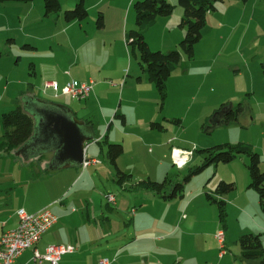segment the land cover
I'll list each match as a JSON object with an SVG mask.
<instances>
[{"label":"rangeland","instance_id":"1","mask_svg":"<svg viewBox=\"0 0 264 264\" xmlns=\"http://www.w3.org/2000/svg\"><path fill=\"white\" fill-rule=\"evenodd\" d=\"M38 1H41L44 6V0ZM127 1L102 0L94 9L88 8L90 16L83 23H89L92 19L93 28H88L87 33L83 31L87 27L81 30L80 22L65 21L64 11L74 8L76 0H61L63 11L57 20L44 16L45 6L43 16L42 13L40 17L35 14L25 23L24 29L23 24L18 23L14 17H10V25L3 20L4 30L0 33V49L5 54L0 56L1 112L15 109L19 104L17 103L19 94L33 87L38 98L65 104L72 110H78L81 115L85 100L72 99L71 96L54 98L51 91L44 93V84L47 81L60 83L62 80V82L65 80V83L68 80L81 82L80 78L89 71V68L77 62L78 58L88 63L97 61L107 67L126 66L124 78L120 81L113 80L117 85L121 83L124 85L127 81L124 101L122 102V97L119 96L121 86L118 91L115 90L118 92V98L115 100L111 98L116 107L121 106L127 110L129 132L136 131V128L140 129L136 127L130 130V127L132 128L135 124L133 121L139 117L138 112L141 114L140 111L145 108L148 112L149 107L156 105L161 110L159 123L164 125L165 130L155 132V135L165 137V142L169 138H174L173 145L197 150L224 143H247L261 155V168L264 171V4L258 6L255 20L251 23L244 19L237 24L236 15L239 12L235 9L236 7L229 4L223 6L222 2L219 3V12H210L212 16L209 14L207 17L203 36L195 46L194 57L189 58L184 54L180 64L173 70L167 82V94L162 107V99L155 84L145 78L141 71L138 49L132 50L124 38V28L129 31L136 26L134 8L131 13H128ZM3 3L8 4V2ZM9 3H12L10 4L12 6H8V9H13V3L24 2L9 1ZM171 3L177 5L176 8L180 7L177 0L176 3ZM99 11L103 12L106 18L104 28L96 26V12L99 14ZM214 14L216 16H213ZM217 15L225 24L224 26H219L214 19V17L218 18ZM172 33L165 30L159 22L152 23L144 29L145 39L153 51L168 52L177 48L176 43L169 44ZM34 71L36 74H33ZM139 75L144 77L143 81L137 78ZM108 96L105 94L102 97V105H96L106 106ZM128 96L131 98L128 99ZM129 100L132 103H129ZM240 103L244 105L245 111L238 121H232L229 124L219 122L223 112L220 110L219 113L218 109L223 107V104L236 108ZM25 104L24 99H21L19 106L25 108ZM93 111L91 110L88 115L94 116V120L102 117L97 109ZM174 118L180 119L181 122H173ZM116 121L124 127L121 118H116ZM104 132L105 135H110L112 140L118 138L119 142L111 141V143L124 144L125 151L121 166L126 168L127 173L130 172L136 181L151 176V179L161 182L167 175L166 170H169V177H172L175 182H182L191 169H196L203 164V155L196 152L193 162L186 166L188 162L186 167L175 163L176 168L172 165L171 145L166 144L162 147L163 140L158 143L154 138L153 141H146L147 139H140L141 137L137 136L127 137L121 130L118 131L111 119L105 123ZM104 142L99 144L95 141L88 155L89 158L97 157L105 165H109L106 154L103 155L100 152ZM44 157L42 166L36 156L28 159L21 156L17 163L13 162V177L20 181L17 188V200L20 206H25L28 212H32L45 203L51 202L48 208L54 212L53 204L59 203L58 200L65 198L68 193L79 192L81 196L78 197L77 202L82 204V211L80 210L79 213L85 212L87 215L91 208V214L95 216H101L104 213V216L112 218L114 238L117 235L121 237L128 230L134 229L132 225L127 226L128 224L124 225V223H129L133 219V210L138 207L140 199L137 196L138 190L123 188L110 176L101 173L99 169L95 172L97 168L94 167L90 173L96 187L91 184L88 175L78 186L71 185L67 179L58 176L65 170L51 169L52 158L48 159L47 155ZM248 163L247 155H239L229 163L222 162L205 167L187 181L184 195L188 198L191 192L198 190L211 193L220 181H225L234 182L236 190L226 195L224 200L228 201V197L245 201H251L252 197L258 199L257 192L253 188H248L250 183ZM1 168H4V164ZM67 169L66 171L79 169L80 173L83 172L82 166ZM65 185H67L66 190ZM89 185L91 190H84V193L78 190V187L88 188ZM141 193L145 191L141 190ZM109 194L115 197V203L109 202ZM81 197L85 199L79 200ZM59 206L60 204H57V207ZM228 207L227 204L225 219H221L218 212L221 227L217 232L223 230L225 233V252L221 254L219 247L217 253L223 259L218 258L214 251H209L208 255H202L195 250L196 253L194 252L193 256L195 264H202L205 260L204 256L207 260L208 257L210 258L207 264L259 263L258 259H246L242 256L239 238L241 235L254 233L260 234L264 240L263 231L253 232L258 226L257 221L264 224L263 212H260L261 220L258 216L255 217L252 214L249 216L233 206L229 209ZM256 209H260L259 204ZM212 223L211 218L204 214L196 225V229L211 230ZM107 230V224L101 220L100 236L97 235L96 239L99 249L105 247L107 240H112L111 235H101Z\"/></svg>","mask_w":264,"mask_h":264},{"label":"crops","instance_id":"2","mask_svg":"<svg viewBox=\"0 0 264 264\" xmlns=\"http://www.w3.org/2000/svg\"><path fill=\"white\" fill-rule=\"evenodd\" d=\"M101 1L102 0H98L97 2H94L92 0H86V7L87 9H94L97 6V3ZM135 1L136 0L127 1L126 10L128 11V13H131L132 8H134ZM170 1L176 3V0ZM88 3L89 6H87ZM10 4L12 3L8 2V4H5L0 2V33L4 30L2 26L3 20H6L7 25H10V17H14V19L16 18V21L18 23H22L24 29L25 23L31 20L35 14L40 17L42 13L43 16L44 6L42 5L41 1L33 0L21 4L13 3V9H8V6H12ZM226 4L233 5L234 8L236 7L235 9L238 10L239 14L236 15L237 24L242 22L244 19H247L248 22L251 23L255 20L258 6H262L264 4V0H247L246 2H243L241 0H225L222 2L223 6H227ZM219 8L220 4L218 3L217 9L215 11L219 12ZM100 12L101 11H99V13ZM96 13L98 14V12ZM101 13L103 14L104 18V25L103 27L97 26L96 14V26L98 28H104L106 24L105 15L103 12ZM209 14L212 16L211 13ZM216 14H214L213 16H216ZM61 15L62 14L60 13L58 15L47 17L44 13L45 17L54 20H57ZM182 16L183 11L179 7L174 10L173 15L167 17H158L154 22H159L165 30L173 32L171 39H169V44L171 43V45H174L175 43L178 45L180 39H182V37L185 35V30L179 27V22ZM214 19H216L219 26L222 27L225 25L222 23V20L219 18V16L218 18L214 17ZM75 21L81 23V30L87 27L86 30H83L86 31V33L88 28H93L92 19L89 23L86 24L83 23L85 20ZM7 27L9 28V26ZM127 31V28H124L125 40ZM13 40L15 41V38H13ZM77 62H80L83 67L89 68V71H87V73L80 78V81L88 82L90 80H93L94 85L93 90L90 92L88 97L85 99H81L85 100V106L82 109L83 114L79 115L78 110L73 111L78 118L80 117L79 119L84 120L87 125L92 126L95 133L94 140L89 141L85 145L84 161L86 159H96L97 162L90 163L87 166L83 164V172L81 173L79 169H72V171H66L68 170L67 168L59 169L65 171L60 173L58 176H60L62 179H67L71 185L74 184V186H78L81 180L86 175H88L89 181H91V184L96 187V183L93 181V176H91L90 173V170H92V168L94 167L97 168L95 172H97L99 169L101 173L103 172L107 176H110L112 180L117 183L116 169L110 163L108 158L107 160L109 162V165H105V163L101 159L97 157L89 158L88 155V152L93 147V143L95 141H97L99 144L105 141V144L103 143L101 145L100 152L103 155L106 154V157L108 144L111 143V141L119 142V140H117L118 138H114L112 140V138H110V135L104 134L105 123H108L110 119L113 123L116 124L118 131L121 130L122 133L127 137L135 138L137 136L139 138L141 137L140 139H147L146 141H153L152 139L154 138V140L158 143L163 140L164 145H161L162 147H165L166 144L171 145L170 155L172 159V165L176 167L172 158V148H187L173 145V142L175 140L174 138H169L165 142V137L162 138V135H155V132H163L165 130V127L162 123L161 124L163 125V129H157L151 126L152 122H160L161 110H159L156 105L155 107L153 105L149 107L148 112L146 111V108L143 109V111H140L141 114H139L138 112L139 117H137V119L133 121L135 122V124L132 128L130 127V130L135 129L136 127H139L140 129L136 128V131L129 132V128L127 127L129 124L127 119V110H124L121 106L116 107L114 100L118 98V88L119 86H121L119 96L122 97L123 102L126 94V86L128 85V83L126 81L124 85H122V83L121 85H117L113 80L120 81L124 78V73L127 69L126 66L114 65V67H107L103 63L97 61L88 63L86 61H81L80 58L77 59ZM141 71L144 77L147 78L142 68ZM33 74H36L35 71L33 72ZM144 77L139 75L137 78L143 81ZM62 81L59 83V85L62 84L64 86L66 84V81ZM69 81L70 80H68L67 82ZM105 94L109 95L108 101L106 102L107 105L99 107L96 104L102 105V97ZM61 96L69 95H60L58 97H53L59 98ZM26 97L38 98L34 92L33 87H31L26 92L19 94V98H17L18 100L16 98L15 99L17 100V103L20 104L21 99H24ZM111 97H113L114 100H112ZM130 98L131 97H129L128 99ZM131 100H129V103H132ZM1 104L2 103L0 98V113H2ZM19 104L17 107H19ZM20 107L25 110L23 106L20 105ZM93 109H97L102 116L101 118H96L97 120L95 119L97 122H95L93 118L94 116H92L91 114L88 115V113L91 112V110L93 111ZM119 115H122L123 117ZM1 116L2 114H0V142L4 139V127L2 126L3 123L1 120ZM116 118L122 119L124 127H121L120 123L116 121ZM164 119L166 118L164 117ZM121 144L124 147V144ZM18 149L10 151L0 149V235L8 229L17 227L19 223L17 211L19 209L26 210L25 206H20L17 200V188L20 185V181L13 177V162L17 163V160L21 158V156L16 155ZM52 154L53 152H49V154L44 153L36 157L38 160H40L39 163L42 166L44 163V156L47 155L49 156L48 159H50L53 157ZM123 154L124 152L119 156L117 163L118 166L127 173L126 168H123L121 166V159L123 157ZM194 160L195 153L186 166H188ZM3 164L4 168H1ZM168 171L169 170H166L167 175L169 174ZM97 175H99V173ZM148 178H151V176H149ZM122 187L129 190H138L137 196L140 199L138 201V207L134 208L133 210V219L129 223H124V225L128 224L127 226L132 225L134 228L133 230H128L126 233L121 235V237L117 235L114 238V226L112 218H110L109 216H104V213H102L101 216H95L94 214H91V208L89 206L90 203L88 202L86 203L89 204L88 207L90 208V212L87 215H85V212L79 213L82 204L80 202H77V199L79 196H81V193H68L65 198L58 200L59 203L57 204H60L59 207H57V204L52 205V208H54V212L48 208L51 202L45 203L44 205L30 212L35 213L43 208H48L57 217V222L51 229L43 234L42 238L39 240L35 247L28 248L22 252V254L18 258V264H48L47 261H44L42 263L35 262L33 260V256L35 249H37L41 253H44L46 247L49 244H66L73 245L75 247V251L73 253L66 254L62 257L60 264H100V261L105 258L108 259V264H195V259L193 257L194 252L196 253L195 250H198V253L200 252L202 255H208L209 251H214V254H216L218 258L223 259L217 253L219 244L216 239V233L217 230L221 227L218 219V210L215 205L207 200V192L205 190H198L197 192L193 193L191 192V196L188 198H186V195H184L183 197H176L172 200H164L150 190L132 187L130 183H125ZM248 188H250L249 185ZM64 189H67V185L64 186ZM78 190L84 193V190H91V186L89 185L88 188H85L83 186L82 188L78 187ZM141 190L145 191V193H141ZM211 193L214 194L213 191ZM227 196H224V198H226ZM228 198L229 200L226 201L229 205L228 209L233 206L238 211L245 212L249 216H251L252 214L255 217L258 216V219L262 217V215H260V212L262 211L260 210L261 208L256 209V206L259 204V197L258 199L252 197L251 201H245L244 199L237 200L236 198L231 197ZM84 199L85 198L81 197L79 200L82 201ZM109 209L112 210L111 208ZM204 214H206L207 217H210L211 221L213 222L211 230L208 229L202 231L196 229V225ZM262 219V222H264V217H262ZM101 220H103L107 224L108 228L107 232H103L101 233V235L106 234L111 235L112 237V240H107L106 245L103 249H99L97 247L98 243L96 242L97 235L100 236L99 224ZM257 223L258 226L253 232H264V224H260L258 221ZM261 239L264 245L263 237ZM199 249L201 250L199 251ZM204 259L205 260L202 264H207L210 258L208 257L207 260L204 256Z\"/></svg>","mask_w":264,"mask_h":264},{"label":"trees","instance_id":"3","mask_svg":"<svg viewBox=\"0 0 264 264\" xmlns=\"http://www.w3.org/2000/svg\"><path fill=\"white\" fill-rule=\"evenodd\" d=\"M22 1L30 2L33 0H0V2ZM225 0H177L178 6L183 10V16L179 22V27L185 29V36L178 43V47L168 52L153 51L145 39L144 29L154 23L158 17H167L173 14L176 5L168 0H136L134 2L135 28L127 31L126 43L132 47V50L138 49L140 66L146 77L155 84L158 93L162 99V107L165 103L167 94V82L170 79L173 70L180 64L183 55L193 58L195 46L203 36V30L207 24V16L210 12L217 9V5ZM246 2L247 0H241ZM45 16L51 17L60 14L62 10L61 0H44ZM89 16L86 7V0H77L76 6L64 11V18L67 22L75 20L83 21ZM104 18L100 12L97 17V26L103 27ZM5 52L0 49V56ZM223 104L219 111L225 109L219 122L229 124L232 121H238L245 111L243 104L236 108L228 107ZM122 116V115H119ZM123 117V116H122ZM1 120L4 127V139L0 142L2 150H16L23 145L33 134L34 119L20 106L15 109L2 113ZM173 122L180 123L181 120L174 118ZM151 126L157 129H163V125L158 122H152ZM124 152L121 143H109L107 147V158L116 169V181L123 186L130 183L132 187L150 190L164 200H172L176 197H183L185 184L191 179V176L200 172L205 167L219 163H229L239 155H247L249 163L250 183L259 197V204L264 213V171L261 168V155L256 152L251 145L247 143H224L208 147L202 150H194L203 155V164L196 169H191L190 173L182 182H175L172 177L166 175L161 182L151 178L136 181L132 174L123 171L117 163L119 156ZM236 189L234 182L220 181L214 194L207 192V200L217 207L221 219L227 216V202L224 196ZM218 196V197H217ZM242 256L246 259L259 260L258 264H264V246L261 235L247 233L239 238Z\"/></svg>","mask_w":264,"mask_h":264},{"label":"built area","instance_id":"4","mask_svg":"<svg viewBox=\"0 0 264 264\" xmlns=\"http://www.w3.org/2000/svg\"><path fill=\"white\" fill-rule=\"evenodd\" d=\"M94 81L79 82L71 80L63 87H60L57 81H47L44 84V93L52 92L54 97L60 95H69L74 99H85L93 90ZM195 149L172 148V158L175 164L178 160L190 162ZM96 159L84 161L87 166L90 163H96ZM109 202H115V197L108 195ZM19 219L18 226L8 229L0 235V264H18V258L22 252L28 248L35 247L43 234L51 229L57 222V217L48 209L43 208L35 213L27 212L25 209L17 211ZM221 254L225 252V233L220 230L216 233ZM75 247L66 244H49L44 253L34 250L33 260L42 263L47 261L48 264H60L62 257L66 254L73 253ZM108 259H102L100 264H108Z\"/></svg>","mask_w":264,"mask_h":264},{"label":"water","instance_id":"5","mask_svg":"<svg viewBox=\"0 0 264 264\" xmlns=\"http://www.w3.org/2000/svg\"><path fill=\"white\" fill-rule=\"evenodd\" d=\"M24 102V109L35 124L32 136L19 147L16 155L28 159L53 152L51 169L82 166L85 145L95 137L92 126L79 119L65 104L34 97H26ZM224 111L221 110V117Z\"/></svg>","mask_w":264,"mask_h":264},{"label":"bare ground","instance_id":"6","mask_svg":"<svg viewBox=\"0 0 264 264\" xmlns=\"http://www.w3.org/2000/svg\"><path fill=\"white\" fill-rule=\"evenodd\" d=\"M176 163L181 165V166H185L188 162H186V160H178V161H176Z\"/></svg>","mask_w":264,"mask_h":264}]
</instances>
